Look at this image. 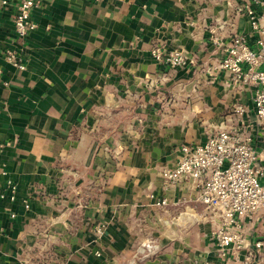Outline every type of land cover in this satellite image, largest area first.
Segmentation results:
<instances>
[{
  "label": "crops",
  "instance_id": "crops-1",
  "mask_svg": "<svg viewBox=\"0 0 264 264\" xmlns=\"http://www.w3.org/2000/svg\"><path fill=\"white\" fill-rule=\"evenodd\" d=\"M249 2L36 0V28L22 39L15 3L0 5V264H234L219 256L214 217L193 186L167 192L164 208L151 195L162 196L161 172L181 147L220 130L247 132L260 151L256 85L235 86L217 68L230 34L256 48L237 11ZM155 43L195 64L156 65ZM243 230L251 246L262 214Z\"/></svg>",
  "mask_w": 264,
  "mask_h": 264
},
{
  "label": "built area",
  "instance_id": "built-area-1",
  "mask_svg": "<svg viewBox=\"0 0 264 264\" xmlns=\"http://www.w3.org/2000/svg\"><path fill=\"white\" fill-rule=\"evenodd\" d=\"M251 2L262 9L261 14L255 13ZM11 3H15L14 31L22 39L36 28V23L30 17L37 5L36 0L0 1L1 6ZM237 11L244 13L257 31L256 48L251 49L247 45L245 35L230 34L229 42L223 48L226 55L217 68L228 71L235 86L247 83L256 85L252 104L261 128V149L257 152L251 136L237 129L220 130L210 135L203 144L183 146L174 166L161 172L162 196L151 195V198L157 208H164L168 203L167 192L190 184L197 193L196 201L203 204L214 217L215 228L211 236L219 256L231 258L234 264H264V231L249 246L243 230L245 221L255 220L259 214L264 219V185L259 180L260 177L264 178V71L258 70L264 63V0H250L248 4L239 6ZM211 40L213 44L221 46L216 37ZM150 55L156 65L173 70L195 64L194 58L178 50L166 52L156 43L152 45ZM5 59L19 69L24 68L13 52H7ZM242 65L247 66L245 70ZM204 72L213 75L211 68H205ZM246 111L243 105L235 108L238 115ZM107 175L108 172L102 170L99 178L106 179ZM6 191L9 199L14 200L16 187L8 182ZM4 197V194H0V198ZM146 248L153 246L148 244Z\"/></svg>",
  "mask_w": 264,
  "mask_h": 264
}]
</instances>
